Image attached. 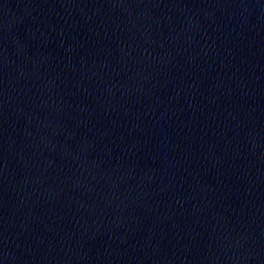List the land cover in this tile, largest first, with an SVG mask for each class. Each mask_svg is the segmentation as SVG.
<instances>
[{
  "label": "water",
  "instance_id": "1",
  "mask_svg": "<svg viewBox=\"0 0 264 264\" xmlns=\"http://www.w3.org/2000/svg\"><path fill=\"white\" fill-rule=\"evenodd\" d=\"M0 264H264V0H0Z\"/></svg>",
  "mask_w": 264,
  "mask_h": 264
}]
</instances>
